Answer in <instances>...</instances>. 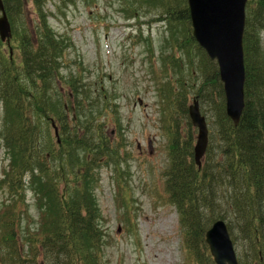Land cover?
Returning a JSON list of instances; mask_svg holds the SVG:
<instances>
[{
  "label": "trees",
  "instance_id": "16d2710c",
  "mask_svg": "<svg viewBox=\"0 0 264 264\" xmlns=\"http://www.w3.org/2000/svg\"><path fill=\"white\" fill-rule=\"evenodd\" d=\"M25 1L4 0L14 36L19 37V62L0 41V144L11 160L6 184L17 199L1 210L0 264H104L94 188L101 164L119 167L123 162V139L112 141L107 133L111 123L102 120L107 112L119 116V106L81 73H63L69 39L48 24L46 0H33L39 21L31 33ZM167 4L163 18L156 20L182 24L198 52L190 61L198 77L192 71L191 83L179 70L182 76L172 89L175 97L168 112L171 163L166 191L179 212L188 253L197 263L211 264L206 232L224 219L236 241V225L249 241L241 264H264V0L247 4L246 102L238 125L226 113L216 62L192 35L187 0L181 8ZM190 89L208 105L203 112H210L212 143L201 168L194 159L196 130L185 118ZM181 117L189 126L186 136L179 129ZM51 119L59 127L60 144L49 134ZM27 190L33 193L40 220L35 231L20 235L23 222L31 229L21 207Z\"/></svg>",
  "mask_w": 264,
  "mask_h": 264
},
{
  "label": "rangeland",
  "instance_id": "374dc122",
  "mask_svg": "<svg viewBox=\"0 0 264 264\" xmlns=\"http://www.w3.org/2000/svg\"><path fill=\"white\" fill-rule=\"evenodd\" d=\"M147 1L70 0V5L56 10L59 0H50L43 10L50 14V26L69 39L63 72L81 73L119 106V116L107 112L102 120L111 123L107 133L112 141L123 139V162L119 167L112 162L101 164L94 188L104 235L103 263L197 264L188 253L177 207L169 201L165 174L171 163L168 112L175 97L172 89L182 76L179 70L184 71L185 80L193 82L191 72H198L190 61L198 52L182 24L156 20L163 18L167 2L181 8L184 0ZM27 6L34 26L35 5L28 1ZM195 98L190 89L189 105ZM200 105L202 110L209 108L201 101ZM205 116L209 123L210 112ZM185 118L189 120V113ZM185 118L179 121L184 136L189 128ZM49 134L55 138L54 129ZM10 162L0 144V217L1 210L17 200L6 184ZM22 206L31 229L23 222L20 235L35 231L40 220L32 191H26ZM235 234L242 258L249 253V241L237 225Z\"/></svg>",
  "mask_w": 264,
  "mask_h": 264
},
{
  "label": "water",
  "instance_id": "95a60500",
  "mask_svg": "<svg viewBox=\"0 0 264 264\" xmlns=\"http://www.w3.org/2000/svg\"><path fill=\"white\" fill-rule=\"evenodd\" d=\"M248 0H188L193 34L212 59H217L224 83L228 116L238 125L245 108V64L243 34ZM0 36L10 40L12 29L0 0ZM190 117L199 129L195 160L201 165L209 143V130L198 100L190 106ZM55 125V124H54ZM57 131V130H56ZM58 134V131H57ZM206 242L217 264H239L234 243L223 220L207 231Z\"/></svg>",
  "mask_w": 264,
  "mask_h": 264
}]
</instances>
